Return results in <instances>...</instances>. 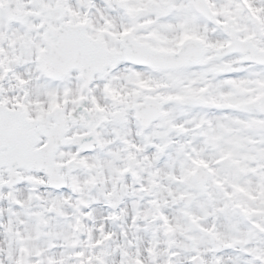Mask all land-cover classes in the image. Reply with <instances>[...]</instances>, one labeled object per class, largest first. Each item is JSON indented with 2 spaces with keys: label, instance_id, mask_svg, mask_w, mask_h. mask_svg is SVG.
Here are the masks:
<instances>
[{
  "label": "snow or ice",
  "instance_id": "1",
  "mask_svg": "<svg viewBox=\"0 0 264 264\" xmlns=\"http://www.w3.org/2000/svg\"><path fill=\"white\" fill-rule=\"evenodd\" d=\"M0 264H264V0H0Z\"/></svg>",
  "mask_w": 264,
  "mask_h": 264
}]
</instances>
